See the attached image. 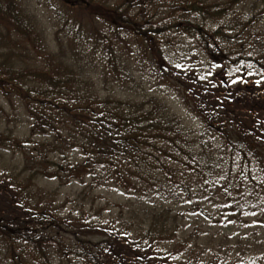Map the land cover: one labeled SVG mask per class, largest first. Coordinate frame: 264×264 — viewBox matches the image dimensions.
<instances>
[{"label":"trees","instance_id":"trees-1","mask_svg":"<svg viewBox=\"0 0 264 264\" xmlns=\"http://www.w3.org/2000/svg\"><path fill=\"white\" fill-rule=\"evenodd\" d=\"M55 2L51 51L24 1L0 0V98L12 109L18 102L31 132L49 142L0 135V146L34 158L29 177L0 179V264H225L214 250L190 246L187 238L176 242L168 211L151 213L134 230L104 222L98 209L96 216L80 210L61 217L73 200L66 197L60 208L55 192L33 191V183L56 169L51 177L61 183L89 179L90 188L112 184L138 199L184 198L199 210L207 194L220 199V212L241 216L254 207L243 194L264 200V177L246 181L257 174L254 163L264 166V105L260 114L252 107L264 94L254 92L258 82L264 86V0ZM135 64L138 73L173 87L201 132L217 136V161L201 150L204 134L188 131L158 98L101 97L85 74L95 69L117 85L134 81ZM245 77L256 85L243 83ZM69 152L77 160L49 158ZM213 173L221 180L215 185Z\"/></svg>","mask_w":264,"mask_h":264},{"label":"rangeland","instance_id":"rangeland-1","mask_svg":"<svg viewBox=\"0 0 264 264\" xmlns=\"http://www.w3.org/2000/svg\"><path fill=\"white\" fill-rule=\"evenodd\" d=\"M23 1L27 9L35 15L48 48L51 51L57 50L54 41L56 32L55 0ZM60 38L65 45L64 38ZM62 41L60 40V43ZM128 41L131 53H134L136 50L135 46L131 40ZM22 60L24 61L20 62L23 66L28 67L31 64V59L28 57H24ZM131 70L134 72V81H121V84H117L118 86L110 81L104 82V78L98 73L100 71L96 72L95 69L88 67L85 70V74L86 78L92 79L101 97L112 96L123 101L133 100L136 102H144L150 97H156L167 106L171 114H174L182 121L188 131L196 134L201 132L203 128L202 123L188 110L182 98L173 87L162 83L158 84V82H155L148 76L138 73L137 64ZM215 73L213 71V74ZM233 74L234 71L233 73L231 72L232 76ZM239 74L243 76L240 70ZM240 80L241 78L237 79L233 85L236 86L238 82H241ZM242 80L245 84L254 83L248 77L242 78ZM256 83L254 84L256 85ZM246 92L249 93L248 91ZM254 92H256L255 94L264 93V86L258 82ZM245 96L246 99L249 98V95ZM256 100L259 102L255 101L254 104L256 106L252 105V107L260 114L262 110H259V106L261 104L264 105V94H260ZM236 103L239 105L240 102L236 101ZM0 105L5 110V114L0 115V135L12 137L19 141L32 139L36 143L49 144L44 136L31 132V121L18 102L14 103L12 109L0 98ZM201 134H204L201 150H206L204 154L205 158H213V160L217 161V152L220 148L219 139L215 134L207 132H201ZM25 153L26 157L20 151L13 150L11 145L8 146L6 143L0 146V179L8 176L16 177L17 175H21L23 179L32 174L30 172L34 171L32 169L34 158L32 154ZM77 154L76 152H69L62 156L58 153H50L49 158L58 163L66 158L69 161L77 160ZM261 163L253 164L256 166L253 167L257 174L255 172L252 173L250 177L246 178V181L256 180L258 177L262 179L264 177V166ZM204 166L207 168L208 164L204 162ZM52 172H56V169H52L48 176H38L33 183V191L40 189L48 194H54L55 192L54 204L60 206V208H63L62 202L64 199L70 197L73 201L60 212L61 217L66 216L70 212L78 213L80 210L88 211L92 214L91 216H96L94 213L98 209L100 212L99 216H101V220L104 222L113 220L122 226L128 224L134 230V228L146 225L151 213L168 211L169 217L174 220L173 223L177 226L176 242L187 238L190 246L192 243H195L203 250H214L223 258L227 257L228 261L225 264L236 263L234 261L240 262L241 260H243L241 264H264V259L257 262L254 257L251 260L252 254H256L257 258H264V200L260 194L254 197L250 195V192L243 194L246 204L252 202L254 207L248 206L246 213L241 216L236 211L233 214H230L228 210L220 212V199L213 198L207 200V197H209L207 194H203L205 197L201 199L202 203L199 201L202 205V209L199 210L198 206L187 204L184 198L182 201H166L155 198L152 200L138 199L132 194H127L124 189L112 184L95 185L94 188H90L89 179H72L69 182L63 181L61 183L56 178L51 177ZM213 174L211 175L213 181L210 180L209 182L212 185L221 182V180L218 181L220 179L218 178L219 175ZM202 180V178L199 180L200 183L202 182V193H207L204 191L203 186L206 182ZM81 192L84 194L79 195ZM62 263L68 264L65 260Z\"/></svg>","mask_w":264,"mask_h":264}]
</instances>
